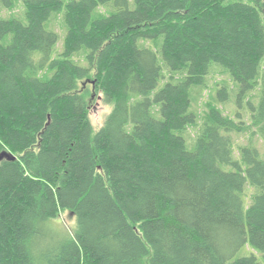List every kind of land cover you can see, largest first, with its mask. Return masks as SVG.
Returning a JSON list of instances; mask_svg holds the SVG:
<instances>
[{"label":"trees","instance_id":"obj_1","mask_svg":"<svg viewBox=\"0 0 264 264\" xmlns=\"http://www.w3.org/2000/svg\"><path fill=\"white\" fill-rule=\"evenodd\" d=\"M21 2L25 21L0 18V264H264V157L232 138L264 141V0ZM216 66L239 102L260 87L249 123L224 84L192 110Z\"/></svg>","mask_w":264,"mask_h":264},{"label":"rangeland","instance_id":"obj_2","mask_svg":"<svg viewBox=\"0 0 264 264\" xmlns=\"http://www.w3.org/2000/svg\"><path fill=\"white\" fill-rule=\"evenodd\" d=\"M19 18L22 21H25L23 5L21 0L17 2L15 7L12 9H2L0 8V18ZM51 28L57 32L58 34V42L55 45L51 58H56L63 51V41H64V30L62 26V20L60 15H56L52 21L50 22ZM75 62L81 66H85L84 58L82 54L75 55L73 58ZM264 65V62H263ZM165 80H161L158 83L157 89H160ZM90 85V83H87ZM222 84L227 85L230 90V95L227 101L218 103V107L230 118L238 120L239 118L236 116L237 113L241 114L244 121L249 123V106L247 104L248 101L251 100V97H257L259 95L260 87L256 86L250 93H248L247 97L243 99L242 102L238 101V88L236 89L235 82L232 78L224 72L220 67L216 66L211 71V73L207 77L206 87L203 90H197V92H193V102H192V110H194L195 114H197L198 118H201L204 111L205 105L207 102H212L215 89L220 87ZM91 108L89 111V120L92 127L93 135L98 132V130L102 127L107 115L111 111V105L105 103L103 101L102 93H99L97 96H92L91 98ZM253 102H257L258 98L255 100H251ZM196 128H188L187 133L183 135L187 146L189 149H192V141L196 134ZM233 149L235 154L237 153V149L239 145H244L249 142L253 143L264 157V141L258 136L254 134L253 128H248V131L241 134H233ZM250 190L248 189V193ZM54 226L63 231L66 234H71L75 228V219L73 215H71L67 211H61L58 217L53 220Z\"/></svg>","mask_w":264,"mask_h":264},{"label":"water","instance_id":"obj_3","mask_svg":"<svg viewBox=\"0 0 264 264\" xmlns=\"http://www.w3.org/2000/svg\"><path fill=\"white\" fill-rule=\"evenodd\" d=\"M15 157L11 156L10 153H7V152H2L0 153V162L3 160V159H8V160H14Z\"/></svg>","mask_w":264,"mask_h":264}]
</instances>
